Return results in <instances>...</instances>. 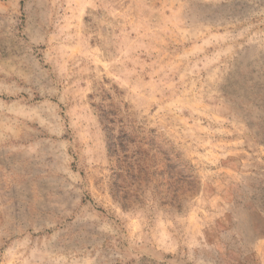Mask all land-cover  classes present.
I'll return each instance as SVG.
<instances>
[{"label":"rangeland","instance_id":"374dc122","mask_svg":"<svg viewBox=\"0 0 264 264\" xmlns=\"http://www.w3.org/2000/svg\"><path fill=\"white\" fill-rule=\"evenodd\" d=\"M0 264H264V0H0Z\"/></svg>","mask_w":264,"mask_h":264},{"label":"trees","instance_id":"16d2710c","mask_svg":"<svg viewBox=\"0 0 264 264\" xmlns=\"http://www.w3.org/2000/svg\"><path fill=\"white\" fill-rule=\"evenodd\" d=\"M126 142V141H123ZM122 142V143H123ZM117 141L114 143L111 139V143H110V148L113 149V152L116 154V152L120 151L121 153H123V160H119V162H121L123 164L124 167H120L118 170L120 171L119 174H117L115 177H113L112 180V185H111V192H112V197L117 200L123 208L126 207V205L128 203H130L131 200V194L129 193V191H126V188L124 187H120L122 185V178L123 179H127L128 177H131L132 172H138L139 174H141V169H140V165H138V161L133 160V156L129 157L127 156L128 154H125L126 151L124 150V148L121 146V142L119 141L118 144H116ZM139 156V155H138ZM120 158V157H119ZM118 162V161H117ZM136 162V163H135ZM132 163H135L134 165ZM136 166H139L138 168H135ZM140 169V170H139Z\"/></svg>","mask_w":264,"mask_h":264}]
</instances>
